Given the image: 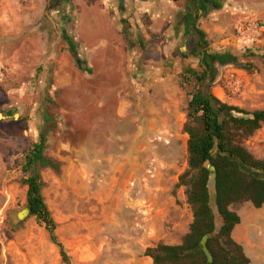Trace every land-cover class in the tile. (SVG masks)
Wrapping results in <instances>:
<instances>
[{
	"label": "rangeland",
	"instance_id": "obj_1",
	"mask_svg": "<svg viewBox=\"0 0 264 264\" xmlns=\"http://www.w3.org/2000/svg\"><path fill=\"white\" fill-rule=\"evenodd\" d=\"M243 1L226 0L209 18L208 45L215 53L234 50L252 72L216 64L211 92L253 112L264 106V52L253 43L256 57H246L241 37L264 40V7L257 5L264 0ZM81 2L0 0V264H63L34 218L13 221L26 209L24 155L41 132L46 157L60 164L59 172L41 170L42 195L72 264H151L145 250L160 241L180 244L192 221L185 189L176 184L187 167L188 103L200 85L183 76L202 69L176 52L165 56L156 84L127 88L130 104L118 115L113 79H104L97 63L87 75L63 39L74 35L67 17L74 9L79 15ZM223 38L238 40L239 48ZM245 146L264 162V126ZM237 214L235 237L251 264H264V206L246 203Z\"/></svg>",
	"mask_w": 264,
	"mask_h": 264
},
{
	"label": "trees",
	"instance_id": "obj_2",
	"mask_svg": "<svg viewBox=\"0 0 264 264\" xmlns=\"http://www.w3.org/2000/svg\"><path fill=\"white\" fill-rule=\"evenodd\" d=\"M200 37L205 50L200 63L202 71L192 69L183 76L184 80L196 79L200 90L188 103L183 129L188 136L187 167L176 184V188L185 189L192 221L180 244L167 245L160 241L147 248L144 256L151 259L152 264H208L200 245L202 238L208 236L206 246L212 255V264H251L232 234L241 222L238 208L246 203L254 209L264 206V162L256 159L245 146V142L264 126V111L247 112L222 103L212 94L210 74L213 66L209 65V60L246 72H252V65L241 63L239 57L230 52L224 51L217 56L209 54L202 32ZM64 41L76 55L72 41L65 36ZM244 55L256 57L251 51ZM262 59L264 61V56ZM46 149L47 133L41 132L24 155L21 170L26 177V208L36 225L48 233L51 243L59 250L62 263L72 264L58 239L57 224L42 195L41 170H60L58 162L46 157ZM242 166L262 175L248 173Z\"/></svg>",
	"mask_w": 264,
	"mask_h": 264
},
{
	"label": "crops",
	"instance_id": "obj_3",
	"mask_svg": "<svg viewBox=\"0 0 264 264\" xmlns=\"http://www.w3.org/2000/svg\"><path fill=\"white\" fill-rule=\"evenodd\" d=\"M225 1L220 0V4H217L219 9H212L208 13L199 8V12L195 14L196 22L193 14H186L188 10L184 0H82L79 15L74 9L67 17L71 26L70 31L74 35L63 36L72 41L76 49L74 57L83 65L87 75L93 73V65L97 63L103 69L105 74L103 78L108 81L113 79L115 83H109L108 86L119 90L117 114L124 116L131 97L126 89L133 86L140 90L144 87L145 91L147 87H153L158 78L156 73L166 69L167 66L164 64L169 62L163 59L165 56H173L176 52L186 64L200 66L196 40L199 38L201 42L203 40L200 35L191 32L189 27L196 23L198 33L202 32L205 35V42L208 45L214 31L210 29L211 23L209 24L208 20L224 9ZM243 2L245 5L249 4L245 0ZM257 5L264 7V2ZM218 31L220 32V29ZM227 40L231 39L223 38L221 44ZM241 40L244 42L242 49L244 53L251 51L252 46L249 45L253 43L255 48L264 52V40L250 37L247 39L241 37ZM231 42V47L239 48L238 40L232 39ZM67 50H70L69 45ZM208 50L209 54L216 56L224 51L239 55L230 49L215 53L209 45ZM209 61L212 63L213 60ZM171 62L175 63L173 59ZM130 77H134V80H130ZM262 217L263 224L264 215ZM240 220L242 221L241 217ZM232 236L243 248V244L235 237V229ZM249 236H252L250 231L246 238ZM147 260L152 264L151 259Z\"/></svg>",
	"mask_w": 264,
	"mask_h": 264
},
{
	"label": "flooded vegetation",
	"instance_id": "obj_4",
	"mask_svg": "<svg viewBox=\"0 0 264 264\" xmlns=\"http://www.w3.org/2000/svg\"><path fill=\"white\" fill-rule=\"evenodd\" d=\"M185 1V6L187 7L186 10H188L186 12L187 15L189 14H193L194 20L197 22V16L195 15L196 12H199V8H202L203 10H205V12H210V10L214 9H219V6L217 7V4H220V0H201V2H198V0H184ZM186 15V17H187ZM190 31L193 32L195 35H200L198 33V28L196 26V23L191 25L189 27ZM196 44L199 48V54H200V60L202 61V55H203V49H202V42L201 39L199 38L198 40H196ZM215 64H218L217 62H215L214 60L212 61V63H210L209 61V65L213 66Z\"/></svg>",
	"mask_w": 264,
	"mask_h": 264
},
{
	"label": "water",
	"instance_id": "obj_5",
	"mask_svg": "<svg viewBox=\"0 0 264 264\" xmlns=\"http://www.w3.org/2000/svg\"><path fill=\"white\" fill-rule=\"evenodd\" d=\"M242 167H243V169H245L248 173H252V172H253V173L257 174V175H262V174H261L260 172H258V171H254V170H252V169L245 168L244 166H242ZM210 170H211V173L213 174V173H214V169L211 168ZM213 178H214V177L212 176V179H213ZM27 216H29V211H28V209L26 208V209L22 210L20 213H18L17 215H15V216L13 217V221H14V222H18V221L24 219V218L27 217ZM207 240H208V236H204V237L202 238L201 242H200V245H201L202 251H203V253H204V255H205L206 259H207L208 264H212V262H213V258H212V255H211V253L209 252V250H208V248H207V246H206V244H207Z\"/></svg>",
	"mask_w": 264,
	"mask_h": 264
},
{
	"label": "built area",
	"instance_id": "obj_6",
	"mask_svg": "<svg viewBox=\"0 0 264 264\" xmlns=\"http://www.w3.org/2000/svg\"><path fill=\"white\" fill-rule=\"evenodd\" d=\"M258 32L261 33V34H264V24L263 25H260L258 27ZM255 36H257V35H255Z\"/></svg>",
	"mask_w": 264,
	"mask_h": 264
},
{
	"label": "bare ground",
	"instance_id": "obj_7",
	"mask_svg": "<svg viewBox=\"0 0 264 264\" xmlns=\"http://www.w3.org/2000/svg\"><path fill=\"white\" fill-rule=\"evenodd\" d=\"M152 110V109H151ZM115 142V141H114ZM114 144V143H113ZM114 148V147H113ZM88 150V149H87ZM94 150V149H93ZM80 157V156H79ZM113 159H115V158H113ZM84 162V161H83ZM103 162V161H102ZM113 162V161H112ZM152 169V168H151ZM74 170H76V169H74ZM69 171V170H68ZM93 173V172H92ZM101 173V172H100ZM105 183V182H104ZM94 185V184H93ZM95 198V197H94ZM120 208V207H119ZM122 226V225H121Z\"/></svg>",
	"mask_w": 264,
	"mask_h": 264
}]
</instances>
